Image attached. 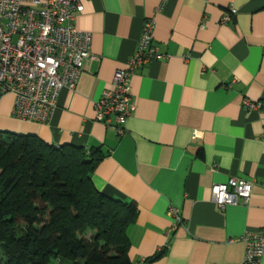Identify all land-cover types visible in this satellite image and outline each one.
Masks as SVG:
<instances>
[{
  "label": "crops",
  "instance_id": "0c3cea01",
  "mask_svg": "<svg viewBox=\"0 0 264 264\" xmlns=\"http://www.w3.org/2000/svg\"><path fill=\"white\" fill-rule=\"evenodd\" d=\"M82 2L75 25L92 34L96 58L60 91L48 123L16 119L14 94L3 95L0 129L102 156L96 189L138 207L127 230L134 264H247L245 242L229 240L264 229V0ZM148 19L163 57L132 75L136 107L120 134L96 120L95 103L136 52ZM232 177L253 181L250 203L221 209L212 188Z\"/></svg>",
  "mask_w": 264,
  "mask_h": 264
},
{
  "label": "trees",
  "instance_id": "16d2710c",
  "mask_svg": "<svg viewBox=\"0 0 264 264\" xmlns=\"http://www.w3.org/2000/svg\"><path fill=\"white\" fill-rule=\"evenodd\" d=\"M101 159L82 146L0 131V264H134L127 230L138 207L96 189Z\"/></svg>",
  "mask_w": 264,
  "mask_h": 264
},
{
  "label": "built area",
  "instance_id": "2783aa9c",
  "mask_svg": "<svg viewBox=\"0 0 264 264\" xmlns=\"http://www.w3.org/2000/svg\"><path fill=\"white\" fill-rule=\"evenodd\" d=\"M82 0H0V98L15 96L13 116L19 120L48 123L57 107L60 91L74 88L86 60H94L93 36L75 25ZM236 13L235 10L232 11ZM230 19V14L224 21ZM155 22L145 21L139 45L123 68L115 72L113 87L95 103L96 120L125 133L136 103L131 77L142 65L163 57L153 43ZM252 108L257 103L246 101ZM253 181L232 177L212 188L213 201L221 208L250 203ZM172 213L182 222L175 209ZM245 242L244 262L261 264L264 229L246 232L230 243Z\"/></svg>",
  "mask_w": 264,
  "mask_h": 264
},
{
  "label": "rangeland",
  "instance_id": "374dc122",
  "mask_svg": "<svg viewBox=\"0 0 264 264\" xmlns=\"http://www.w3.org/2000/svg\"><path fill=\"white\" fill-rule=\"evenodd\" d=\"M0 131H3L5 135H7L8 132H13V133H19L17 131H14L13 129H0Z\"/></svg>",
  "mask_w": 264,
  "mask_h": 264
}]
</instances>
